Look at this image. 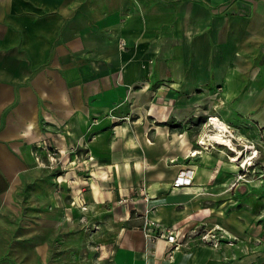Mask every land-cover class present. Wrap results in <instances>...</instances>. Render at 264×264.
I'll list each match as a JSON object with an SVG mask.
<instances>
[{
    "label": "rangeland",
    "instance_id": "1",
    "mask_svg": "<svg viewBox=\"0 0 264 264\" xmlns=\"http://www.w3.org/2000/svg\"><path fill=\"white\" fill-rule=\"evenodd\" d=\"M7 15L6 32L0 36V74H6L8 85L32 90L36 111L28 125L30 139L21 150L27 160L18 162L11 177L0 167V264H110L125 211L132 217L129 221L146 227L153 238L174 230L185 248L209 246L207 264H264V138L258 132L255 138L253 124L237 117L231 125L235 145L245 150L243 159L233 160L235 152L220 143L204 149L198 138L210 127L207 123L212 114L217 115L216 109L226 107L218 97L214 103L205 98L199 102L197 120L191 122L188 116L175 124L182 133V161L172 153L167 163L128 162L125 177H111V172L101 170L108 168L105 130L110 121L127 122V98L120 95L112 107L107 106V113L85 114L87 122L80 123L74 94L79 84L96 83L93 73L84 71V81L79 83V66L62 64L64 42L75 35L64 32L61 18L50 17V0H7ZM93 38L108 40L102 34ZM118 47L123 50L125 43ZM104 53L111 57L110 50ZM95 70L116 72L104 64ZM50 79H56L53 108ZM63 84L67 94L71 91L70 99H65L67 106L70 100L66 116L61 104ZM101 131L103 135L97 137ZM245 142L254 143L256 156L242 146ZM195 149L200 150L197 155L189 156ZM92 152L97 155L94 159H90ZM252 154V163L244 166ZM173 166L176 170L171 173ZM145 168L157 169L161 176L141 177ZM179 175L187 176L190 183L175 186ZM124 184L129 192L123 197ZM185 185L197 186L198 191L170 195L175 187L186 191ZM177 201L182 203L176 205ZM165 202L172 210L184 207V227L179 229L178 222L161 223L156 213Z\"/></svg>",
    "mask_w": 264,
    "mask_h": 264
},
{
    "label": "crops",
    "instance_id": "2",
    "mask_svg": "<svg viewBox=\"0 0 264 264\" xmlns=\"http://www.w3.org/2000/svg\"><path fill=\"white\" fill-rule=\"evenodd\" d=\"M7 16V0H0V36L6 32ZM54 16L62 19L64 32L75 35L74 40L64 42L62 64L79 66V83L84 81L83 71L93 73L96 83L79 84L78 94H74L79 122H87L85 114L107 113V106L112 107L120 95L127 98V122L110 121L105 130L108 168L101 170L111 172V177H125L128 162L167 163L172 153L182 161V133L175 124L188 116L191 122L197 120L199 102L205 98L214 103L218 97L226 105V109H216L217 115H211L208 125L218 120L230 123L231 128L238 117L253 124L255 138L256 132L264 138V0H50V17ZM97 34L107 35L108 40L98 41L93 38ZM119 37L125 41L123 50L118 47ZM104 50H110L111 57ZM103 64L115 67L116 72L95 70ZM63 77L65 81L66 72ZM55 80L50 79L52 108L56 104ZM14 86L8 85L6 74H0V167L10 177L18 162L27 160L21 150L30 139L28 125L36 111L32 90ZM70 93L63 84V116L70 111V100L68 106L65 102ZM102 135L103 131L96 134ZM216 150L224 153L218 146ZM192 151L189 156L195 157ZM91 156L97 157L94 152ZM117 163L121 168L113 167ZM174 170L175 166L169 172ZM160 176L157 169H142L141 177ZM125 185L123 197L129 192ZM184 187L186 191L173 188L170 195L198 191L197 186ZM167 204L156 215L163 225L178 222L181 229L186 224L181 221L184 207L172 210ZM127 218L132 217L125 211L110 264L208 263L209 246L185 248L176 235L179 242L174 247Z\"/></svg>",
    "mask_w": 264,
    "mask_h": 264
},
{
    "label": "bare ground",
    "instance_id": "3",
    "mask_svg": "<svg viewBox=\"0 0 264 264\" xmlns=\"http://www.w3.org/2000/svg\"><path fill=\"white\" fill-rule=\"evenodd\" d=\"M209 126L210 127L207 128L201 134V136L199 137V143H198V145H201V146L205 147L204 149H208V146L207 145H211L213 147H216V145L218 143H220V144H223L226 147H228L229 150L235 152V155L236 156H234L232 158L233 160H236L237 161V160H240L241 158L242 159L244 158L243 153H244L245 150L243 151L242 149L237 148V146L235 145L234 140H236V135L234 134L233 130L230 128L229 125H227V124H225L223 122H220L218 120H215V122L214 123H210ZM245 143L246 144H243L242 146H245L246 147V150L252 149L254 151V153H256L255 154V156H256L257 153H258V151H257V149L254 150L256 148L255 145H254V143H250V142H245ZM198 152H199V150H193L192 151V155H196ZM224 154L227 156L226 152H224ZM255 156H253V154H252V155H250L249 158L246 157V159H248V160L245 159L244 166L247 165V164L250 165L252 163V162H250V160L252 158H254ZM93 158L94 157L92 156L91 159H93ZM246 161H247V163H246ZM113 167L119 168L120 166L117 163V164H114ZM184 183L185 184L190 183L188 181V177L187 176H185ZM158 238L165 239L163 236H159Z\"/></svg>",
    "mask_w": 264,
    "mask_h": 264
},
{
    "label": "built area",
    "instance_id": "4",
    "mask_svg": "<svg viewBox=\"0 0 264 264\" xmlns=\"http://www.w3.org/2000/svg\"><path fill=\"white\" fill-rule=\"evenodd\" d=\"M118 43H119L120 46H123V44L125 42H124L123 39H120ZM184 181H185V176L179 175L175 179V182H174L175 184L174 185L175 186H182L183 187V184H185ZM188 181H190L189 178H188ZM161 236H164L165 241L167 243H172L174 245V247H177L178 246V242L179 241L176 240V233L174 231H169L167 234H161Z\"/></svg>",
    "mask_w": 264,
    "mask_h": 264
}]
</instances>
